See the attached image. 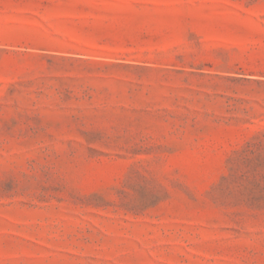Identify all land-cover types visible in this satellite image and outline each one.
<instances>
[{"label": "rangeland", "instance_id": "1", "mask_svg": "<svg viewBox=\"0 0 264 264\" xmlns=\"http://www.w3.org/2000/svg\"><path fill=\"white\" fill-rule=\"evenodd\" d=\"M0 264H264V0H0Z\"/></svg>", "mask_w": 264, "mask_h": 264}]
</instances>
